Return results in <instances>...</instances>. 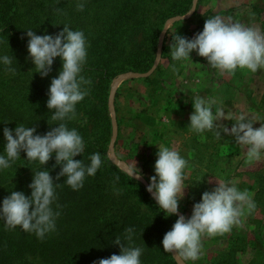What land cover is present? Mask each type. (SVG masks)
<instances>
[{"label": "trees", "instance_id": "obj_1", "mask_svg": "<svg viewBox=\"0 0 264 264\" xmlns=\"http://www.w3.org/2000/svg\"><path fill=\"white\" fill-rule=\"evenodd\" d=\"M78 2L0 0V55L13 57L12 67L16 69L13 74L7 71V65L0 63V121H4L0 122V151L5 142V126L14 128L22 122L35 126L40 134L57 126L58 121L51 119L52 110L46 102L51 78L58 75L62 62L59 57L55 58L48 76L35 72L28 55L26 31L32 28L37 34L45 31L54 34L63 24H68L73 29L83 30L86 36L87 59L81 75L89 81L85 85L88 94L76 105V117L67 121L69 127L78 129L86 142L85 153L74 158L87 162L90 153L99 151L103 160L97 173L87 176L83 187L74 190L63 183L65 177L56 179L61 166L56 165L53 154L44 167L51 170L54 182L61 183L56 187L53 202V208L60 212L56 228L41 239L19 226L7 227L0 219V264H93L99 258L119 254L120 245L113 243L115 235L124 240V229L129 226L134 228L133 246L143 248L142 264H181L172 252L163 250L161 243L178 214L166 217L147 187L137 178L132 179L110 158L114 134L110 104L114 79L125 72L150 71L155 65L166 23L189 13L195 0H83V8L77 7ZM201 6L202 2H198L189 17L176 20L166 30L164 40L167 41L179 25L198 15ZM163 58L172 59L170 53ZM162 69L163 63H160L153 73L141 78L131 77L118 88L115 96L117 141L121 139L124 125L119 112L136 110L132 104L125 107L120 104L122 96L128 97L129 83L138 80L146 83L150 92L147 97L153 99L154 104L157 100L151 97L159 96L166 83V79L157 74ZM166 97L171 98L168 94ZM152 109L157 113V109ZM24 158L26 153L22 151L21 157L10 167L0 170V201L13 189L30 194L28 185L33 169L38 170L42 165ZM259 182V190L264 193V183ZM231 229V240L237 235L238 242L222 249L212 264H241L240 254L248 252L245 232L238 225ZM250 244L256 254L264 255V245L262 247L258 241Z\"/></svg>", "mask_w": 264, "mask_h": 264}, {"label": "clouds", "instance_id": "obj_2", "mask_svg": "<svg viewBox=\"0 0 264 264\" xmlns=\"http://www.w3.org/2000/svg\"><path fill=\"white\" fill-rule=\"evenodd\" d=\"M84 6L83 0H79L77 7ZM63 25L54 34L47 31L37 34L32 28L26 31L28 55L35 72L42 77L48 76L55 58L59 57L62 62L58 75L51 78L46 102L52 110L51 119L58 121L57 126L43 134L38 133L35 126L22 122L14 128L5 126V142L0 151V170L10 167L17 157H21L22 151L26 153L24 159L38 161L42 165L38 170L33 169L34 175L28 185L30 194L13 189L0 201V219L5 226H19L26 232H34L41 239L55 230L56 218L60 215L53 208V202L56 200V187L61 183L54 182L51 170L44 165L54 154L56 165L61 166L56 179L65 177L63 183L77 190L83 187L87 176L97 173L103 163L99 151L90 153L87 162L85 159L74 158L85 153L86 142L78 129L69 127L67 121L76 117L77 103L88 94L85 85L89 81L81 75L87 59V40L83 30ZM172 38L173 43L169 48L173 60L188 59L195 50L197 55L207 59L211 69L229 73L235 72L237 68L251 73L264 69V30L256 24L225 19L215 14L205 19L203 29L192 38L178 34L177 29ZM12 59L7 54L0 55V63L7 65V71L14 74L16 69L12 67ZM171 67L176 71L175 64ZM215 103V98L192 96L194 111L190 114L188 124L191 131L202 133L213 130L217 138L223 137L222 133L229 134L234 137L237 145L247 146L246 162L260 159L264 153V121L259 127H254L257 121H261L254 115L243 111H225L224 106H217L213 111ZM221 120H231L233 123L229 127L219 123ZM156 145L155 174L149 177L147 191L152 193L166 217L177 215L179 201L187 186L184 184L187 160L175 147ZM126 165V168L123 166L124 170L132 179L142 175L136 161L134 166ZM114 191L119 192L120 189L114 188ZM255 207L256 203L247 189L241 190L231 181H217L211 190L202 192L201 199L193 204L190 216L177 215L174 224L163 236V250L184 259L195 260L201 254L202 237L205 234L230 231L233 225L241 223L246 212ZM124 232V240L115 235L113 241L120 245L119 254L99 258L93 264H142L143 248L133 246L134 228L126 227Z\"/></svg>", "mask_w": 264, "mask_h": 264}, {"label": "rangeland", "instance_id": "obj_3", "mask_svg": "<svg viewBox=\"0 0 264 264\" xmlns=\"http://www.w3.org/2000/svg\"><path fill=\"white\" fill-rule=\"evenodd\" d=\"M198 2H202L198 15L183 23V26L179 25L178 34L192 38L203 29L205 19L215 14L225 19L256 24L264 30V0H195L193 9L182 17H189ZM234 7L235 9L230 10ZM178 19L180 18L170 19L167 23L168 28ZM172 35L167 41L163 40L159 57H156L157 64L163 63L162 72L157 73L158 77L166 79L160 95L151 97L157 102L152 104L153 99L147 97L150 94L149 89L141 80L129 83L131 87L128 97L120 98L121 107L132 104L136 110L134 113L128 109L119 112L124 119L119 141L115 103L117 90L131 77H145L153 73L155 68L142 72L141 76L130 74L122 76L124 74L122 73L114 79L110 110L115 134L109 148L110 158L123 170L127 167L126 163L134 166L136 161V166L142 173L137 179L147 187L150 183L149 177L155 174L154 165L158 150L156 144L175 147L187 160L184 169V184L187 186L179 201L178 215L190 216L193 204L201 199L202 192L211 190L217 181H231L241 190L247 189L256 207L246 212L238 224L248 241V252L240 254L239 259L241 264H264V255L256 254L257 251L255 252L251 244L249 245V242L254 241L261 243L262 247L264 245V193L259 190V181L264 183V179L261 178L264 176V153L260 159L246 162L247 146L237 145L234 137L222 133L223 137L217 138L213 130L195 133L188 127L190 114L194 111L192 96L215 98L213 111L217 106H224L225 111H243L254 115L261 121H257L253 126L259 127L264 121V69L256 73L239 68L233 73L211 69L207 59L197 55L195 50L191 53L192 59L191 57L182 61L162 59V56L170 53ZM173 64L176 65V71L172 70ZM178 78L180 81H177ZM167 94L171 98H167ZM152 108L157 109V113ZM133 114V118L127 122ZM219 123L231 127L233 121L221 120ZM242 231L237 233H243ZM231 233L232 229L214 235L205 234L202 237L201 254L195 260L174 255L181 264H212L214 257L222 249H227L233 242H238L237 235L231 240Z\"/></svg>", "mask_w": 264, "mask_h": 264}, {"label": "water", "instance_id": "obj_4", "mask_svg": "<svg viewBox=\"0 0 264 264\" xmlns=\"http://www.w3.org/2000/svg\"><path fill=\"white\" fill-rule=\"evenodd\" d=\"M182 16H176V17H173V18H171V19H175V18H181ZM170 20V19H169ZM168 20V21H169ZM168 23V22H167ZM167 23H166V25H165V27H164V29H163V32H162V35H161V38H160V43H159V49H158V53H159V51H160V49H161V47H162V43H163V40H164V34H165V32H166V30L168 29V25H167ZM157 53V56L159 57V54ZM158 64H157V59H156V62H155V65H154V67L153 68H155L156 66H157ZM152 68V69H153ZM151 69V70H152ZM150 70V71H151ZM127 74H130V75H135V76H141L143 73L142 72H127V73H124V74H122V76H126ZM115 134V133H114ZM115 136V135H114ZM121 166H122V164H120Z\"/></svg>", "mask_w": 264, "mask_h": 264}, {"label": "crops", "instance_id": "obj_5", "mask_svg": "<svg viewBox=\"0 0 264 264\" xmlns=\"http://www.w3.org/2000/svg\"><path fill=\"white\" fill-rule=\"evenodd\" d=\"M187 14H188V13H187ZM187 14H186V15H187ZM183 16H184V15H183Z\"/></svg>", "mask_w": 264, "mask_h": 264}]
</instances>
